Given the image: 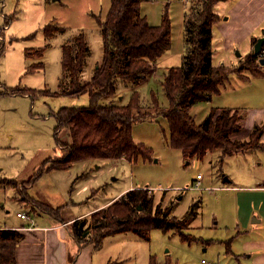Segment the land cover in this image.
Wrapping results in <instances>:
<instances>
[{
    "label": "rangeland",
    "instance_id": "obj_1",
    "mask_svg": "<svg viewBox=\"0 0 264 264\" xmlns=\"http://www.w3.org/2000/svg\"><path fill=\"white\" fill-rule=\"evenodd\" d=\"M187 2L188 9L185 11L180 0H150L141 4V14L153 26L160 25L162 17L167 15L171 27L170 49L156 65V70L139 85L132 87L118 83L115 94L104 96L100 101L102 105L111 102L125 105L130 95L138 92L141 104L147 107L145 111L153 119L136 122L132 135L135 142L151 149L150 160L138 159L131 164L125 160L86 159L66 170H53L49 168L50 163L59 156L53 136L56 125L54 113L61 107L86 106L89 103L86 94L79 97L53 96V92L58 90L62 73V46L79 33L84 34L89 51L80 81H89L103 56L97 20L104 19L110 0H0V225H22L26 222L17 218L20 209L31 215L32 219L48 214L52 223L68 220L128 190L145 189L143 187L147 186L155 190H168L163 206L171 207L175 217L185 216L191 205L197 203L195 217L183 232L193 240L187 242L178 233L152 230L147 243L138 242L142 248L135 246L125 264H139L136 257L143 248L157 259L175 261H171V264H201L202 259L212 260L211 250L204 252V246L200 243L201 238L205 240L210 236L206 229L211 214L208 205L210 197L205 190L188 188L192 185L191 180H196L197 174L203 177V182L209 179L217 152L207 154L202 160H184L179 150L169 146L167 122L155 116L151 102L154 95L159 106L167 107L161 86L163 75L166 68L181 64L185 51L183 14L187 12L191 15L199 9L202 0ZM262 9L253 0H225L215 8L219 14H223V18H231L226 23L221 21L227 24L230 31L238 29L239 18L246 17L248 23L254 25L261 22ZM47 25H52L50 29L54 30L57 26L62 30L48 39L44 34ZM212 30V44H216L213 46L216 53L212 62L220 64L225 60L222 61L221 55L227 34H224L226 31L222 27L215 26ZM261 30L258 32L261 33ZM233 44L239 54L243 53L244 41L235 40ZM40 49L42 53L38 55ZM12 89L30 90L33 93H16ZM43 91L49 93L44 94ZM208 103L202 102L192 108L191 113L196 121L206 114ZM61 135L62 138L64 135ZM245 141L253 142L249 137ZM93 227L88 216L70 223L63 231L68 235L91 239L95 236ZM98 234L101 235V232ZM212 236H216L214 232ZM113 238L105 237L103 243L98 245L101 247L99 251L107 256L106 260H114L117 253L124 256L128 251L121 248L119 242L113 244ZM115 244L118 246L113 249L114 246H111Z\"/></svg>",
    "mask_w": 264,
    "mask_h": 264
},
{
    "label": "trees",
    "instance_id": "obj_2",
    "mask_svg": "<svg viewBox=\"0 0 264 264\" xmlns=\"http://www.w3.org/2000/svg\"><path fill=\"white\" fill-rule=\"evenodd\" d=\"M147 1L150 0L110 1L104 19L97 20L103 56L89 81H80L89 51L84 34L79 33L62 46V73L53 96L79 97L86 94L89 103L86 106L61 107L54 113L56 125L53 136L59 156L52 160L50 169L66 170L86 159L125 160L131 164L138 159L150 160L151 149L135 142L132 135L136 122L153 119L145 111L147 107L141 104L138 92H133L125 105L100 103L102 97L115 94L118 83L132 87L139 85L156 70L157 61L170 49V21L165 14L160 25H150L140 10L141 4ZM224 1L202 0L199 9L185 15L182 62L169 68L161 83L167 107L159 106L155 96L151 97L155 116L167 122L169 146L179 150L184 160H202L208 153L217 152L221 163L227 156L261 146L258 143L261 126L254 127L249 134L253 142L232 139V135L241 130L237 111L212 108L201 122H197L191 113L193 106L209 102L220 93L229 74L259 66L254 55H248L238 66L212 65V27L221 20L215 13V7ZM50 27L52 25L44 28L48 39L62 30L57 26L54 30ZM255 42L253 39L252 45ZM37 53L41 55L42 49ZM12 91L33 93L30 90ZM154 202L155 196L148 189L126 191L107 206L91 213L95 236L83 239L98 246L106 236L131 233L148 241L152 230H160L178 233L187 242L193 240L183 232L195 217L197 203L191 205L185 216L178 218L172 215L171 207ZM100 232L101 235L98 234ZM22 237L16 229L1 227L0 264H17L15 250ZM171 263L166 259L164 264ZM149 264L157 263L152 257Z\"/></svg>",
    "mask_w": 264,
    "mask_h": 264
},
{
    "label": "crops",
    "instance_id": "obj_3",
    "mask_svg": "<svg viewBox=\"0 0 264 264\" xmlns=\"http://www.w3.org/2000/svg\"><path fill=\"white\" fill-rule=\"evenodd\" d=\"M180 1L183 6L182 9L184 11L188 9V0ZM253 2L259 8L263 7V14L259 17L261 22L254 25V23H248L246 17L244 19L239 18L236 31H230L226 26L227 24L221 23V21L226 23L231 18H223V14H219L215 10L221 20L215 23L212 29L215 26L222 27L226 31L224 34H227V37L223 42L224 52L221 55L222 61L225 60L220 64H213L212 62L213 66H238L244 63L248 55H254L252 40L259 38L261 33L258 31L264 28V0H253ZM186 14L187 12L183 14V35ZM142 15L144 16V14ZM218 23L221 24L217 25ZM230 34L233 36L229 37ZM227 39L229 43H227ZM240 39L245 42L241 54L238 53L233 44L235 40L240 41ZM215 45L211 42L212 58L216 53L213 47ZM164 58L165 53L156 65ZM256 61L259 62L257 58ZM168 69L166 68V71ZM212 108L218 110L227 108L231 111H237L240 115L241 130L232 135L233 140L244 141L249 137L254 127L261 126L262 133L258 140L261 146L227 156L221 163H219V153H216L213 160L215 166L210 169L209 179L203 182L201 176L199 180H191L192 185L195 183L200 185V189L196 191L205 190L210 197L208 205L211 207V214L209 216L210 221L206 226L210 236L205 240L201 238L200 243L204 246V252L211 250L213 255L211 261L216 264H264V64L259 63V66L253 69L244 68L240 73L229 74L220 88V93L213 96L209 101L208 111L202 117L204 118ZM203 118L197 122H201ZM216 163H218L217 166ZM143 188L149 189L155 196V202L158 198L156 203L161 202L163 205L168 190H155V188L147 186ZM118 197L117 195L103 205L89 209L84 214L79 213L71 216L68 220H60L54 223L50 221L51 216L48 214H41L42 216L38 215L32 219L31 215L29 216L20 209L18 212L25 213L29 219L17 217L20 221L26 222H23L22 225L5 223L0 225V229L1 227L16 229L23 235L15 250L17 264H125L130 254L132 255L131 251L135 246L142 248L138 242L147 243L146 241L133 234L128 235L129 233H127L128 236H119V234L106 236L114 237L113 244L119 242L121 248L128 250L124 256H119L117 253L114 260H106L107 256L99 251L100 245L95 246L93 243L86 242L81 236L68 235L66 231H63L70 223L90 216L91 213L107 206ZM80 226L78 227V235L81 233ZM213 232L215 237L212 236ZM116 246L118 245L115 244L111 247L114 249ZM152 257L157 264H164L166 261L157 259L144 248L136 258L139 264H149Z\"/></svg>",
    "mask_w": 264,
    "mask_h": 264
},
{
    "label": "built area",
    "instance_id": "obj_4",
    "mask_svg": "<svg viewBox=\"0 0 264 264\" xmlns=\"http://www.w3.org/2000/svg\"><path fill=\"white\" fill-rule=\"evenodd\" d=\"M257 59L260 61L261 59H264V48L261 49V51L259 52V54L256 56ZM201 178L200 175H197L196 176V180H199ZM190 189H195V190H199L200 189V185L199 183H195L194 185H191ZM17 217L18 218H21V219H29L28 216L25 214V213H20L18 212L17 213ZM201 263L202 264H216L215 262H212V261H206V260H201Z\"/></svg>",
    "mask_w": 264,
    "mask_h": 264
},
{
    "label": "water",
    "instance_id": "obj_5",
    "mask_svg": "<svg viewBox=\"0 0 264 264\" xmlns=\"http://www.w3.org/2000/svg\"><path fill=\"white\" fill-rule=\"evenodd\" d=\"M264 44V29L261 30V36L259 38L256 39V42L253 45V53L254 56H257L259 54V52L261 51L262 47ZM260 64H264V59H261L259 61ZM140 209V207H139Z\"/></svg>",
    "mask_w": 264,
    "mask_h": 264
},
{
    "label": "flooded vegetation",
    "instance_id": "obj_6",
    "mask_svg": "<svg viewBox=\"0 0 264 264\" xmlns=\"http://www.w3.org/2000/svg\"><path fill=\"white\" fill-rule=\"evenodd\" d=\"M78 223H79V222H78ZM78 223H77V224H78Z\"/></svg>",
    "mask_w": 264,
    "mask_h": 264
}]
</instances>
